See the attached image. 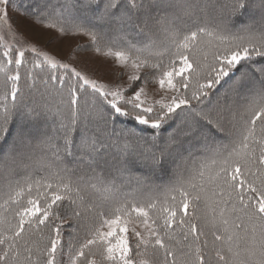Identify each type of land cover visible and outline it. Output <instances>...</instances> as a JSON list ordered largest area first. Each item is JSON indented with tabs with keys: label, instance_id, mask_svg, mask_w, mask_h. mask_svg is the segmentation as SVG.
Instances as JSON below:
<instances>
[{
	"label": "snow or ice",
	"instance_id": "obj_1",
	"mask_svg": "<svg viewBox=\"0 0 264 264\" xmlns=\"http://www.w3.org/2000/svg\"><path fill=\"white\" fill-rule=\"evenodd\" d=\"M8 3L0 0L5 23ZM63 8L82 14L74 27L102 42L106 55L136 70L129 81L141 80L143 69L156 70L143 79L150 75L165 95L147 104L140 87L126 102L141 112H130L118 103L124 99L119 85L110 89L32 50L34 67L53 70L45 85H64L60 68L75 80L60 100L67 116L60 107L29 109L0 154L7 188L0 202V264H264V0H66ZM209 12L219 16L213 27L200 19ZM244 14L248 21L237 28L233 18ZM157 26L161 45L130 39L133 30L148 36ZM0 47L6 65H16L9 70L0 62L3 142L14 122L25 51L12 54L2 37ZM222 82L228 87L219 92ZM156 104V118H146ZM116 114L157 130L183 119L161 145L155 136L150 143L118 132ZM50 116L59 122L37 127ZM37 148L46 154L36 158ZM69 158L82 174L67 167ZM133 160L161 170L175 165L160 195L137 199L104 175L109 169L122 175ZM33 165L45 173L27 171ZM69 220L74 223L66 228ZM148 255L154 260H145Z\"/></svg>",
	"mask_w": 264,
	"mask_h": 264
},
{
	"label": "trees",
	"instance_id": "obj_2",
	"mask_svg": "<svg viewBox=\"0 0 264 264\" xmlns=\"http://www.w3.org/2000/svg\"><path fill=\"white\" fill-rule=\"evenodd\" d=\"M21 1L24 2L23 7L27 11V14L44 22L52 21L51 19L58 20L60 18L62 20V23H65V26L68 25L67 27H71V29H76L74 25L76 23H80L84 21V18L81 13L73 9L65 10L63 8V5H65L66 2L62 3L60 1H57L56 4L54 3V5H48L47 3L48 0H21ZM53 2L54 1H51L49 3L52 4ZM216 2L223 3L224 0H216ZM55 9L57 10L63 9L64 11H59V12L65 13L66 15L62 13L59 14L57 11H55ZM200 19L202 23H207L209 27H213L218 22L219 16L215 13L209 12V14L206 17L203 14H201ZM233 21L237 28L242 27L248 21L247 14L234 17ZM130 39L134 41L139 39L144 42L153 41L155 42V45L158 46L163 43L164 34L159 30V27L157 26L151 29V33L148 36L137 37L135 35V30H133V35L130 37ZM0 49L3 48L1 47ZM12 54L15 53L13 52ZM36 59H37L36 54L34 53L26 54L24 64H22L19 67L20 76H21V79L19 81L20 91L18 92L17 100L15 101L16 109L13 113L14 122L9 126L10 134L7 136L6 140L0 142V154H3L4 152L7 151L9 145L12 142L10 138H12L13 135H16L17 124L19 119L22 120L24 118V114L27 113L29 109L42 111L45 109L55 110L57 107H60L63 109L62 114L65 116L68 115L67 109L64 108L63 105H60V100L62 98V95L66 96V89L74 82L75 77H71L69 72L63 70L65 73V75H63L64 76L63 86L56 83H52V81H49V85H45L43 81L48 78L50 72L43 65L41 67H34L33 65ZM39 59L42 60V57L39 56ZM255 59L260 60L262 58L257 57ZM6 61H7V57L4 56L0 57V62L5 63L6 65ZM166 62L167 61L165 60V63ZM243 63L245 62H242V64ZM6 66L9 68V70L16 68V65L14 64L6 65ZM48 69H50L49 66ZM242 70L243 69L238 66V71L236 74L238 75L239 71ZM57 71H56L58 73V74L56 73L57 76H60L61 70L58 69ZM146 71L147 73H151V72H155L156 70L146 68ZM146 71L144 72L146 73ZM28 73L32 74V77L35 78V81H33L32 78L28 77L27 75ZM145 75L146 74H144V77ZM147 80L152 81L153 79L149 75ZM0 82H1L0 94H3L5 91V76L4 73L2 72H0ZM227 87H228L227 84H223L222 87L218 86V90L219 92H223ZM9 88H10V83H9ZM2 103H4V101H0V104ZM7 103L10 106L13 103L10 96L7 100ZM193 103L196 102L194 101ZM105 108H110V106L105 105ZM2 111L3 109L0 108V113H2ZM177 112H180V109H177ZM157 114L158 112L154 111L152 113H147L144 115H146V118L152 120L156 118ZM49 119H52V116H50ZM49 119L47 120L41 119L36 122V125H39L38 127H43L46 125L45 123H47ZM182 119L183 117H175L172 121H168L167 123H162L161 129L157 130L152 128L151 124L141 125L135 119L134 115L120 116L116 114L115 128L118 132L120 130L135 132L138 136L145 138V140H147L150 143L152 142V138L155 136L156 137L155 143L162 145L164 142H166L169 134L175 131L177 129V126L181 124ZM55 123H58V119H56ZM157 132L159 133L158 135ZM217 138L220 140L226 139L225 136L222 134H217ZM107 151L111 153L114 152L115 149L110 148ZM45 154L46 153L43 149L37 148L35 150L36 158H39L40 156H43ZM184 154L187 155V153ZM197 155L199 154L197 153ZM64 163L67 165V167L73 169L76 175L82 174L81 166L77 162L71 163L70 161L67 160L64 161ZM174 166L175 165L172 163L169 164L167 163L163 166V170H161L159 168L153 167L150 164L141 163L139 161L133 160L127 165V168L122 175L111 169L105 171L104 175L108 178H114L116 180L117 185L121 186L122 192L127 193L130 196H134L137 199H148L149 197L160 195L158 189H162L172 179V169L174 168ZM27 171H34L36 174L43 175L46 169L41 170L37 165H33ZM83 171H87V169H83ZM6 191L7 188L5 186L4 173L0 171V202H2V199L4 198L3 193ZM93 195L98 196L99 194L93 193ZM72 223L74 222L71 220L67 221L65 227L67 228V224H72ZM69 231L71 230L69 229ZM79 235L82 239L85 235V232L82 230L79 233ZM67 237H68V232L65 233V242L67 241ZM207 238L209 241L212 240V237L210 235ZM144 259L148 261H152L154 260V257L148 255L145 256ZM64 260L67 261V256L64 257Z\"/></svg>",
	"mask_w": 264,
	"mask_h": 264
},
{
	"label": "rangeland",
	"instance_id": "obj_3",
	"mask_svg": "<svg viewBox=\"0 0 264 264\" xmlns=\"http://www.w3.org/2000/svg\"><path fill=\"white\" fill-rule=\"evenodd\" d=\"M51 1L54 2L50 4L49 2ZM57 1L62 3L66 2V0H48L47 3L48 5H54ZM23 6L24 2L21 0H9V3L4 6L7 12V22L5 23L3 20H0V37L3 38L6 44L12 46L14 53L17 49H21L25 51L26 56V54L33 53V49H36L42 59L46 56L50 60H55L57 64L67 65L69 70L75 69V71L80 72L89 79L95 80L98 84H104L110 89L119 85L124 89V99L118 101V103L120 106L133 113H139L141 110L133 109L132 105L128 104L126 101L133 97L134 93L138 91L140 87H144L145 89V93L142 95L141 99L146 100L147 104H153L154 101L160 100L161 97L165 95L164 92L160 90L158 82L154 80L145 81L143 79L144 74L147 73L146 69H143V72L142 70L140 71L141 80L135 82L129 81V76L136 70L133 69L130 64L121 66L113 58L106 55V50L102 43L96 44L90 36L77 29H71V27H67L68 25L65 26V23H62L60 18L58 20L51 19L52 21L49 22L38 20L27 14ZM55 11L61 14L62 12L59 11L64 10L55 9ZM0 15H2V13H0ZM49 24H56V27H48L47 25ZM61 29H63V31ZM97 47H100L102 50L97 52ZM3 52L4 48L0 49V57L3 56ZM43 66L46 67L50 73L53 71L51 68L48 69V65ZM59 70H61V75H65L63 71L65 69L60 68ZM144 71H146V73ZM109 99H111V97H109ZM159 110L160 105L156 104L153 112H159ZM56 119H58L59 122V117L52 116V119L48 120V124H45L50 127L55 123ZM21 121L22 120L19 119L17 128L20 126ZM38 126L39 125H37V127ZM14 137L15 135L10 139L13 140ZM78 141L79 134L77 135V142ZM68 161L71 163L73 162L72 158H69Z\"/></svg>",
	"mask_w": 264,
	"mask_h": 264
}]
</instances>
